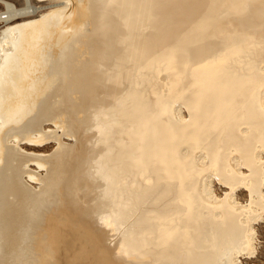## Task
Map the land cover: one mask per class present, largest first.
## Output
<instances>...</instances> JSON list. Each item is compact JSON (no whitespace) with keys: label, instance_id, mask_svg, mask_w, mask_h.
<instances>
[{"label":"bare ground","instance_id":"1","mask_svg":"<svg viewBox=\"0 0 264 264\" xmlns=\"http://www.w3.org/2000/svg\"><path fill=\"white\" fill-rule=\"evenodd\" d=\"M37 1L0 0V264L253 258L264 0Z\"/></svg>","mask_w":264,"mask_h":264},{"label":"rangeland","instance_id":"2","mask_svg":"<svg viewBox=\"0 0 264 264\" xmlns=\"http://www.w3.org/2000/svg\"><path fill=\"white\" fill-rule=\"evenodd\" d=\"M7 1L12 2L17 7L23 5V0H7ZM31 1L36 3L37 5L47 6L46 2H38L37 0H31ZM3 10H4V6L2 4H0V11H3ZM2 26L3 25H0V27H2ZM216 191L219 193L220 189L218 187H216ZM263 226H264V224L262 223V226L259 225L258 228H257V230H258V241H257V251H256L255 256L253 258H251L252 260L251 259L243 260V264H249V263L264 264V230H263L264 227ZM259 232H260L261 235L259 234ZM260 236H261V238H260ZM259 260H260V262H259Z\"/></svg>","mask_w":264,"mask_h":264},{"label":"built area","instance_id":"3","mask_svg":"<svg viewBox=\"0 0 264 264\" xmlns=\"http://www.w3.org/2000/svg\"><path fill=\"white\" fill-rule=\"evenodd\" d=\"M4 19V15H0V25H2V20Z\"/></svg>","mask_w":264,"mask_h":264}]
</instances>
